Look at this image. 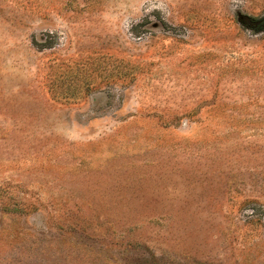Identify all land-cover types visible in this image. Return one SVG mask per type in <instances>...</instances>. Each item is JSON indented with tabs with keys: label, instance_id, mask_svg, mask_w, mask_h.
Instances as JSON below:
<instances>
[{
	"label": "rangeland",
	"instance_id": "1",
	"mask_svg": "<svg viewBox=\"0 0 264 264\" xmlns=\"http://www.w3.org/2000/svg\"><path fill=\"white\" fill-rule=\"evenodd\" d=\"M0 264H264V0H0Z\"/></svg>",
	"mask_w": 264,
	"mask_h": 264
}]
</instances>
